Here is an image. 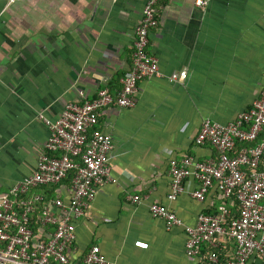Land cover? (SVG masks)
I'll list each match as a JSON object with an SVG mask.
<instances>
[{
    "label": "crops",
    "instance_id": "obj_1",
    "mask_svg": "<svg viewBox=\"0 0 264 264\" xmlns=\"http://www.w3.org/2000/svg\"><path fill=\"white\" fill-rule=\"evenodd\" d=\"M146 1L0 0V198L36 171L51 135L42 115L58 120L82 92L88 99L104 87L119 92ZM203 1L160 0L149 50L161 76L140 82L133 108L102 113L98 130L113 136L116 182L104 184L76 222L69 264H82L93 245L114 264H207L213 247L204 244L200 258H190L186 226L225 200L216 187L204 200L193 197L194 177L170 200L171 163L216 159L212 145L196 143L202 122L230 123L264 91V0ZM183 70L186 80H171ZM57 194L68 201L71 187L63 184ZM135 194L140 203L132 201ZM154 203L168 206L183 224L153 216ZM33 229L37 236L52 230ZM235 250L224 238L217 251L227 261ZM248 264L264 261L254 256Z\"/></svg>",
    "mask_w": 264,
    "mask_h": 264
},
{
    "label": "built area",
    "instance_id": "obj_2",
    "mask_svg": "<svg viewBox=\"0 0 264 264\" xmlns=\"http://www.w3.org/2000/svg\"><path fill=\"white\" fill-rule=\"evenodd\" d=\"M160 0H147L141 22L135 28V41L130 71L122 78V87L116 95L109 88H101L96 97L69 102L60 118L42 119L50 129V138L40 154L37 169L13 185L0 198V264H69V251L77 240L76 222L84 217L90 202L99 189L112 177L111 157L114 139L98 130L104 110L133 108L141 81L161 76L159 60L150 50L151 31L160 23ZM199 0V4H204ZM187 71L175 72L173 81L186 80ZM264 132V91L254 105L227 124L211 119L202 122L196 138L198 145H212L216 159L195 161L186 157L171 163L170 200H176L185 191L186 179L194 177L199 187L193 197L204 200L216 187L225 200L218 214H201L196 226H186V252L190 258H200L202 246L210 244L208 264H248L258 256L264 261V140L257 143ZM238 142L257 143L235 152ZM231 153H236L232 156ZM76 170L68 201L62 197L46 205L45 195L34 193L39 187L59 185L70 171ZM240 206V215L228 222L230 210L226 201ZM135 203L142 197L132 195ZM45 203V205H44ZM42 207V227L53 230L36 235L32 216ZM153 216L169 224L182 225L177 214L164 204L150 207ZM235 242V255L223 261L218 253L221 240ZM82 264H114L108 260L99 245H93Z\"/></svg>",
    "mask_w": 264,
    "mask_h": 264
},
{
    "label": "trees",
    "instance_id": "obj_3",
    "mask_svg": "<svg viewBox=\"0 0 264 264\" xmlns=\"http://www.w3.org/2000/svg\"><path fill=\"white\" fill-rule=\"evenodd\" d=\"M262 140H264V132L261 133L260 137H259V140L257 143L261 142ZM257 143H243V142H238L237 144V148L235 150V152H238L239 150H241L243 147H253L255 146ZM232 156H235V154L231 153ZM76 175V170H72L69 172L68 176L66 179L63 180V182L59 185H53V186H45V188H50L51 190H47L46 192L41 193L43 195H45V198H46V205L53 199L57 198V197H60V195L57 194V190L59 187H61V185L65 184L69 187L72 186L73 184V179ZM44 203V205H45ZM230 201H226V205L227 207L229 208L230 210V215H229V218H228V222H231V220L233 218H237L239 217L240 215V206H239V203L238 201L234 198V202L232 203V205H230ZM42 207L43 205H39L36 212L33 214L32 216V227L37 225L39 226L41 224V216H42ZM219 209L220 207L217 209L216 212L212 213V214H218L219 213ZM209 214V213H207ZM53 230V227H49ZM210 254V252H209ZM209 256V255H208ZM209 262V259L207 258V260L205 261V263L208 264Z\"/></svg>",
    "mask_w": 264,
    "mask_h": 264
}]
</instances>
